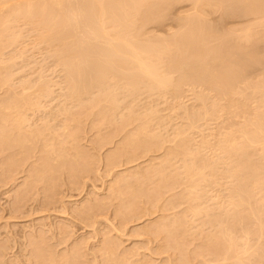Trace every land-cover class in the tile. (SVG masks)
<instances>
[{
  "label": "rangeland",
  "instance_id": "obj_1",
  "mask_svg": "<svg viewBox=\"0 0 264 264\" xmlns=\"http://www.w3.org/2000/svg\"><path fill=\"white\" fill-rule=\"evenodd\" d=\"M188 1L148 0L121 32L167 85L106 36L69 73L39 16L0 5V264H264V8ZM78 18L64 43L84 53Z\"/></svg>",
  "mask_w": 264,
  "mask_h": 264
},
{
  "label": "bare ground",
  "instance_id": "obj_2",
  "mask_svg": "<svg viewBox=\"0 0 264 264\" xmlns=\"http://www.w3.org/2000/svg\"><path fill=\"white\" fill-rule=\"evenodd\" d=\"M75 1V0H74ZM148 1V0H147ZM147 1H145V0H80V1H78V0H76V2H73L72 0H69V9L70 10H67V6H66V1L65 0H41V1H39V0H0V5H6L7 7L9 6L8 4H10V6L11 5H13L14 6V4L15 5H17L18 7H17V13L16 14H18V12L19 11H24L25 13H26V15H28V16H30V17H40L41 19H39L40 20V22L39 23H42L43 24V26L45 27V30L44 31H46V33H47V36L48 37H46V38H48V39H50V40H52V41H58V42H62V47H61V50H60V55L62 54V56L64 55V57H63V59H64V63H65V67H68V72L69 73H71V71L76 75H80L81 73H83V71L85 72V70H86V68H88V67H83L81 64H80V62H81V60H82V56L83 55H93L92 57L94 58V55H95V51L96 50H98L100 47H98L97 45H95V43H92V42H96L95 40L96 39H98L99 40V38H100V40L102 41V39L106 36V39H105V42H107L106 44L109 46H107V45H105L104 44V42H101L104 46H107V47H105L106 49V51L108 52H104L102 49V51L106 54H109L110 52L112 53V54H114V53H116V54H114V56L115 55H117L118 54V56L117 57H120V55L122 54V57L124 56L125 58H127L126 60H128V62H131V63H133L134 61V63L133 64H138V67L142 70H140V72H145L147 75H145V73H140V74H144L145 75V77L146 76H148V77H157V80H158V78H159V75H158V73L156 72L155 73V71H156V67H155V65H152V63H151V65H149L145 60H147V59H143V55L144 56H146V54L148 53V52H151V50L150 51H148V49L147 50H144V48H143V50L140 48V50L137 48H135L134 46V44H133V40H131V43H129V41H130V39H129V41H127L126 40V36L124 37V35L122 36V33L121 32H126V30L127 29H132V27L131 28H129L130 26H133V25H130V22L132 21V17H135L134 15H135V13H137V14H140L141 12L143 13L144 11H143V8L145 7V10H146V6L148 5H145L144 4V2L145 3H147ZM150 1V0H149ZM164 1V0H163ZM183 1V0H182ZM185 1V0H184ZM188 1V0H187ZM232 1V0H231ZM242 1H244V0H241V2ZM248 2H249V0H247ZM28 2V3H27ZM29 2H31V3H29ZM37 2H41V4H36ZM67 2H68V0H67ZM157 2V1H156ZM160 2V1H159ZM178 2V1H177ZM190 1H188V3H189ZM198 2V1H197ZM200 3H202V1H199ZM215 2H216V0H215ZM224 2V1H223ZM225 2H227V0L225 1ZM238 2V1H237ZM247 2V3H248ZM11 3H14V4H11ZM26 3V4H25ZM169 4H170V1L168 2ZM194 3V2H193ZM206 3H208L207 1H206ZM235 3V2H234ZM233 3V4H234ZM240 3V2H239ZM239 3H237V4H239ZM27 4H28V6H27ZM151 4V3H150ZM159 4V3H158ZM157 4V5H158ZM173 4H175V2L173 3ZM198 4V3H197ZM215 4V3H214ZM219 4H220V2H219ZM222 4V3H221ZM232 4V3H231ZM230 4V5H231ZM232 4V5H233ZM4 5H3V8H4ZM25 5H26V7H25ZM145 5V6H144ZM165 6H166V4H164ZM176 5H178L177 3H176ZM227 5V4H226ZM244 5H245V3H244ZM149 6V5H148ZM189 6V5H188ZM202 6H204L203 4H202ZM207 6V5H206ZM212 6V8H213V6L214 5H211ZM242 6V5H241ZM150 7V6H149ZM153 7V6H152ZM156 7V6H155ZM169 7H170V5H169ZM215 7H216V4H215ZM214 7V8H215ZM221 7V6H220ZM235 7H238V6H235ZM243 7V6H242ZM8 8H10V7H8ZM14 8V7H13ZM154 8V7H153ZM157 8V7H156ZM164 8V7H163ZM200 8V7H199ZM211 8V7H210ZM218 8V7H217ZM223 8V7H222ZM228 8V7H227ZM230 8V7H229ZM244 8V7H243ZM263 8H264V6H263V2H261V1H259V0H251V2L248 4V9H247V13L248 14H251V15H254L255 16V18L256 17H259L260 18V16H262L263 17V15H264V13H262V11H261V9L263 10ZM1 10H2V8H1ZM0 10V11H1ZM4 10H6V8H4ZM3 10V11H4ZM10 10H11V8H10ZM14 10H16V6H15V8H14ZM158 10H161V8H159L158 7ZM193 10H194V8H193ZM195 10H196V8H195ZM200 10H201V8H200ZM203 10H204V8H203ZM232 10H233V8H232ZM232 10H230V11H232ZM246 10V7L244 8V11ZM7 11V10H6ZM12 11V10H11ZM150 11V10H149ZM149 11H146V12H149ZM163 11V10H162ZM168 11V10H167ZM205 11V10H204ZM217 10H215V12H216ZM220 11V10H219ZM227 11H229V10H227ZM226 11V12H227ZM2 12V11H1ZM67 12H69L70 14H71V16H72V19H74V22H75V19H77L78 17H83V18H78V20H79V23H82V22H80V19H82V21H83V24L85 23L84 22V20L83 19H85V17H86V20H87V18H90V29L91 30H89V28L87 27V30L86 31H89V33H87L86 35H83V37H80V38H83L84 40H86L87 39V41H90V43H91V47H89L88 46V48H89V50L87 51V52H84L83 53V50H81V48L79 47V49H78V46H80L79 45V43L77 42V46L76 47H74V46H71V44L70 45H68V44H65L64 42H66L65 41V39H67L68 37H70L71 36V34H73V32H70L71 31V29H67L66 27H69V25H70V22L72 21V19L71 18H68V16L67 15H70V14H68ZM156 12V11H155ZM194 12V11H193ZM211 12V11H210ZM213 12V11H212ZM214 12V13H215ZM218 12V11H217ZM234 12V11H233ZM243 12V11H242ZM246 12V11H245ZM4 13H6V12H4ZM20 14H21V12H19ZM23 13V12H22ZM151 13H152V11H151ZM157 13V12H156ZM161 13V11L158 13V14H160ZM164 13V12H163ZM213 13V14H214ZM235 13V12H234ZM261 13L263 14V15H261ZM1 14H3V13H1ZM8 14H9V11H8ZM11 14V13H10ZM108 15V17H106L108 20H104V15ZM144 14V13H143ZM147 13H145L144 15H146ZM154 14V13H153ZM152 14V15H153ZM192 14V13H191ZM195 14H196V12H195ZM201 14H202V11H201ZM211 14V13H210ZM229 14V13H228ZM247 14V15H248ZM7 15V14H6ZM5 15V16H6ZM12 15V14H11ZM25 15V14H24ZM98 15H100V17H97ZM151 15V14H150ZM151 15V16H152ZM194 15V14H193ZM207 15V14H206ZM215 15V14H214ZM231 16L233 15V14H230ZM235 15H236V13H235ZM2 16V15H1ZM4 16V17H5ZM147 16H148V14H147ZM190 16V15H189ZM188 16V17H189ZM192 16V15H191ZM197 16V15H196ZM222 16H224L223 14L220 16V17H222ZM239 16V15H238ZM7 17V16H6ZM16 17V16H15ZM144 17V16H143ZM180 17V16H179ZM211 17V16H210ZM225 17H227V16H225ZM228 17H230V16H228ZM237 17V16H236ZM3 18V17H2ZM95 18L97 19V18H99V21H98V19H97V21H95ZM149 17H147V19H148ZM152 20H153V18L152 17H150ZM182 18H183V16H182ZM194 18H196V17H194ZM206 18V17H205ZM223 18V17H222ZM251 18V17H250ZM1 19V18H0ZM6 19H8V18H6ZM13 19V18H12ZM31 19V18H30ZM29 19V20H30ZM135 19V18H134ZM143 19H145V18H143ZM177 19H179V18H177ZM184 19H185V17H184ZM189 19V18H188ZM191 19V18H190ZM193 19V18H192ZM236 19V18H235ZM9 20V19H8ZM32 20V19H31ZM146 20V19H145ZM157 20V19H156ZM183 20V19H182ZM187 20V19H186ZM198 19L196 18V20L195 21H197ZM224 20V19H223ZM226 20V19H225ZM255 20H257V19H255ZM2 21H4V20H2ZM141 21H143V20H141ZM147 21V20H146ZM158 21V20H157ZM161 21V20H160ZM191 21V20H190ZM192 21H194V20H192ZM199 21V20H198ZM204 21V20H203ZM202 21V22H203ZM4 22H6V21H4ZM34 22V21H33ZM38 22V21H37ZM73 22V23H74ZM89 22V21H88ZM109 22V26H110V22H112V24L113 23H115V24H117V26L116 27H114V25L115 24H113V26L112 27H114L115 29H113V28H111V30L113 31H115V30H117L118 31V34H119V38H118V36H114L116 39L118 38V40H116L115 41V38L113 39V40H111L110 38H113V37H109L108 36V31H110V30H108V26L106 25V27H104L103 25L105 24V23H108ZM136 22H138V21H136ZM181 22V21H180ZM185 22V21H184ZM77 22H75V24H76ZM133 23V22H132ZM131 23V24H132ZM146 23V22H145ZM150 23V22H149ZM152 23V22H151ZM149 24V25H152V24ZM153 23H155V21H153ZM171 23V22H170ZM191 23V22H190ZM207 23V22H206ZM224 23V22H223ZM226 23V22H225ZM8 24V23H7ZM6 24V25H7ZM75 24H73V25H75ZM83 24H82V26H83ZM89 24V23H88ZM88 24H87V26H88ZM111 24V25H112ZM135 24V23H134ZM140 23H138V25H139ZM147 24H148V22H147ZM162 24V23H161ZM199 24V23H198ZM204 24V23H203ZM256 24H258V23H256ZM2 25H3V23H2ZM32 25V24H31ZM34 25V24H33ZM41 25V24H40ZM86 25V24H85ZM148 25V26H149ZM158 25H160L159 23H158ZM163 25H164V23H163ZM188 25H189V23H188ZM76 26H79L78 24H76ZM80 26H81V24H80ZM78 27V28H84L85 26H83V27ZM141 26V25H140ZM152 26H154V24L152 25ZM192 26V25H191ZM197 26V25H196ZM210 26V25H209ZM2 27V26H1ZM10 27V26H9ZM134 27V26H133ZM136 27V26H135ZM160 27V26H159ZM227 27V26H226ZM256 27V26H255ZM43 28V27H42ZM41 28V29H42ZM73 28V27H72ZM75 28V27H74ZM106 28H107V31H106ZM138 28V27H137ZM136 28V29H137ZM154 28V27H153ZM3 29V28H2ZM84 29H86V28H84ZM84 29H81V30H84ZM109 29H110V27H109ZM185 29V28H184ZM9 30V29H8ZM43 30V29H42ZM73 30V29H72ZM75 30V29H74ZM79 30V29H78ZM77 30V28H76V31H78ZM120 30V31H119ZM138 30V29H137ZM180 30V29H179ZM194 30V29H193ZM197 30V29H196ZM204 30H206V29H204ZM233 30V29H232ZM239 30V29H238ZM39 31V30H38ZM75 31V33H77ZM112 31H111V33H112ZM113 31V32H114ZM128 31V30H127ZM182 31V30H181ZM200 31L201 30H199V31H197L198 33H200ZM240 31V30H239ZM116 32V31H115ZM192 32V31H191ZM194 32V31H193ZM5 33H7V31L5 32ZM4 33V34H5ZM13 33V32H12ZM41 33V32H40ZM45 33V32H44ZM45 33V34H46ZM86 33V32H85ZM128 34L129 33H131V32H127ZM133 33V32H132ZM131 33V34H132ZM139 33V32H138ZM142 33H144V32H142ZM178 33V32H177ZM181 33V32H180ZM190 33V32H189ZM188 33V34H189ZM213 33V32H212ZM241 33V32H240ZM81 34V33H80ZM107 34V35H106ZM124 34H126V33H124ZM127 34V35H128ZM140 35H141V32L139 33ZM149 34V33H148ZM147 34V35H148ZM175 33H173V35H174ZM207 34V33H206ZM209 34V33H208ZM217 34V33H216ZM9 35H10V33H9ZM12 35V34H11ZM78 35V34H77ZM82 35V34H81ZM80 35V36H81ZM113 35H115V33L113 34ZM117 35V34H116ZM121 35V36H120ZM151 35V34H150ZM154 36H155V33L153 34ZM170 35V34H169ZM181 35V34H180ZM183 35V34H182ZM186 35V34H185ZM190 35V34H189ZM192 35H193V33H192ZM191 35V36H192ZM195 35H196V32H195ZM202 35H204V34H202ZM211 35V34H210ZM1 36V35H0ZM4 36V35H3ZM43 36V35H42ZM129 36V35H128ZM133 36V35H132ZM139 36V35H138ZM142 36V35H141ZM213 36V35H212ZM218 36V35H217ZM45 37V36H44ZM107 37H108V39H107ZM131 37V36H130ZM148 37V36H147ZM152 38H153V36H151ZM185 37V36H184ZM226 37V36H225ZM230 37H232V36H230ZM229 37V38H230ZM241 37V36H240ZM4 38H5V36H4ZM15 38V37H14ZM74 38V37H73ZM137 38V37H136ZM155 38V37H154ZM154 38H153V40H154ZM158 38V37H157ZM198 38V37H197ZM205 38H206V36H205ZM214 38V37H213ZM223 38H224V36H223ZM7 39V38H6ZM70 39V38H69ZM74 39H76V38H74ZM132 39V38H131ZM140 39H141V37H140ZM184 39V38H183ZM187 39V38H186ZM189 39V38H188ZM244 39V38H243ZM250 39V38H249ZM3 40V39H2ZM9 40H10V38H9ZM99 40V41H100ZM108 40V41H107ZM143 40V39H142ZM144 40H146V39H144ZM143 40V41H144ZM149 40V39H148ZM150 40H151V38H150ZM176 40H177V38H176ZM196 40V39H195ZM200 40V39H199ZM201 40L202 41H204L202 38H201ZM200 40V41H201ZM209 40H210V38H209ZM5 41V40H4ZM70 41V40H69ZM82 41V40H81ZM103 41H104V39H103ZM115 41V42H114ZM135 41V40H134ZM179 41V40H178ZM184 41V40H183ZM249 41V40H248ZM86 42V41H85ZM98 42V41H97ZM139 42V41H138ZM150 42V41H149ZM186 42V41H185ZM189 42V41H188ZM188 42H187V44H188ZM67 43H69V42H67ZM74 43V42H73ZM82 43V42H81ZM89 43V42H88ZM175 43V42H174ZM179 43V42H178ZM177 43V44H178ZM192 43V42H191ZM194 43V42H193ZM83 44V43H82ZM82 44H81V46H82ZM97 44V43H96ZM102 44L100 45V46H102ZM137 44V43H136ZM141 45H144V43L142 44V43H140ZM139 44V45H140ZM150 44V43H149ZM161 43H159V45H160ZM166 45H168V43H165ZM164 44V45H165ZM87 45V44H86ZM134 45V46H133ZM150 45H153V43L152 44H150ZM163 45V46H164ZM173 45H176V44H173ZM191 45V44H190ZM204 45V44H203ZM209 45V44H208ZM145 46V45H144ZM157 46H158V44H157ZM157 46H156V49H157ZM169 46V45H168ZM182 46V45H181ZM184 46V45H183ZM210 46V45H209ZM226 46V45H225ZM139 47V46H138ZM141 47V46H140ZM167 47V46H166ZM173 47V46H172ZM206 47V46H205ZM208 47V46H207ZM83 48H85V43H84V47ZM88 48H85V49H88ZM98 48V49H97ZM102 48V47H101ZM149 48V47H148ZM150 48H153V46L152 47H150ZM162 48V47H161ZM161 48L159 49V50H161ZM169 48V47H168ZM174 48V47H173ZM180 48V47H179ZM190 48H191V46H190ZM200 48H202V47H200ZM204 48V47H203ZM84 49V50H85ZM146 49V48H145ZM163 49H165V48H163ZM175 49V48H174ZM177 49V48H176ZM208 49H210V48H208ZM230 49V48H229ZM137 50V51H136ZM153 50V52H154V48L152 49ZM158 50V49H157ZM158 50V51H159ZM169 50V49H168ZM205 50H207V49H205ZM211 50H213V49H211ZM102 51L101 52H99V53H102ZM147 51V53H145ZM161 51H163V50H161ZM160 51V52H161ZM165 51V50H164ZM202 51V50H201ZM144 52V53H143ZM152 52V53H153ZM182 52V51H181ZM180 52V53H181ZM215 52V51H214ZM229 52V51H228ZM96 53H98V52H96ZM186 53V52H185ZM187 53H189V52H187ZM186 53V54H187ZM194 53V52H193ZM207 53V52H206ZM212 53V52H211ZM219 53V52H218ZM120 54V55H119ZM149 54H151V53H148L147 55H149ZM158 54V53H157ZM209 54V53H208ZM99 55V54H98ZM128 55H130L129 57H127ZM131 55H132V57H131ZM162 55H164V54H162ZM173 55H175V54H173ZM177 55V54H176ZM190 55V54H189ZM205 55V54H204ZM245 55V54H244ZM153 56V55H152ZM221 56V55H220ZM226 56V55H225ZM99 57H101V56H99ZM113 57V56H112ZM131 57V58H130ZM149 57V56H148ZM158 57H159V54H158ZM190 57V56H189ZM188 57V58H189ZM87 58H88V56H87ZM102 58V57H101ZM124 58V59H125ZM130 58V59H129ZM135 60H134V59ZM161 58V57H160ZM231 58V57H230ZM250 58V57H249ZM132 59H133V61H132ZM156 59H157V57H156ZM193 59H195V58H193ZM215 59V58H214ZM85 60V59H84ZM116 60V59H115ZM121 60H122V58H121ZM130 60V61H129ZM158 60V59H157ZM90 61H92L93 62V60H90ZM105 61V60H104ZM124 61V60H123ZM155 61V60H154ZM176 61V60H175ZM181 61H182V59H181ZM180 61V62H181ZM186 61V60H185ZM200 61V60H199ZM258 61V60H257ZM84 62V61H83ZM89 62V61H88ZM87 62V63H88ZM99 62V61H98ZM108 62V61H107ZM118 61H116V63H117ZM120 62V61H119ZM122 62V61H121ZM171 62H173V61H171ZM217 62V61H216ZM219 62V61H218ZM223 62V61H222ZM86 63V62H85ZM91 63V62H90ZM97 63V62H96ZM95 63V64H96ZM102 63V62H101ZM115 63V64H116ZM126 63H127V61H126ZM191 63V62H190ZM202 63V62H201ZM206 63V62H205ZM245 63V62H244ZM95 64L94 65H92L91 64V66H94L93 68L95 69L96 68V66H99L100 65V63H99V65H97L96 64V66H95ZM103 64V63H102ZM106 65H107V63H105ZM112 64H113V62H112ZM121 64V63H120ZM119 63H118V66L120 65ZM122 64H125V62L124 63H122ZM148 64V65H147ZM154 64H156V61H155V63ZM176 64V63H175ZM215 64V63H214ZM225 64V63H224ZM117 65V64H116ZM125 65H127V64H125ZM132 65V64H131ZM207 65V64H206ZM223 65V64H222ZM87 66V65H86ZM90 66V65H89ZM108 66H109V64H108ZM130 66V65H129ZM133 66V68H134V66H135V69L137 68L138 69V67H136L137 65H132ZM150 66H154L153 68H155V69H152V67H150ZM199 66V65H198ZM214 66V65H213ZM105 67V66H104ZM111 67H113L112 65H111ZM120 67H121V65H120ZM119 67V68H120ZM90 68V67H89ZM93 68H91V69H93ZM97 68H99V67H97ZM122 68H123V66H122ZM192 68V67H191ZM190 68V69H191ZM93 69V70H94ZM108 69V68H107ZM113 69H115V68H113ZM121 69V68H120ZM127 69V68H126ZM134 69V70H135ZM188 69V68H187ZM199 69V68H198ZM207 69H208V67H207ZM67 70V69H66ZM117 70V69H116ZM121 70H123V69H121ZM125 70V69H124ZM133 70V69H132ZM139 70V69H138ZM157 70H159V69H157ZM193 70H194V68H193ZM102 71V70H101ZM111 71V70H110ZM128 71V70H127ZM131 71V70H130ZM130 71H129V73H130ZM176 71V70H175ZM192 71V70H191ZM206 71V70H205ZM86 72H88V70H86ZM95 72V71H94ZM93 72V73H94ZM106 72V71H105ZM108 72V71H107ZM120 72V71H119ZM193 72V71H192ZM204 72V71H203ZM207 72V71H206ZM72 73V74H73ZM90 73V72H89ZM92 73V72H91ZM138 73V72H137ZM180 73V72H179ZM198 73H199V71H198ZM205 73V72H204ZM208 73V72H207ZM214 73V72H213ZM226 73V72H225ZM228 73H229V70H228ZM250 73V72H249ZM85 74V73H84ZM102 74H105V73H102ZM125 74V73H124ZM126 74H128V73H126ZM210 74V73H209ZM112 75V74H111ZM135 75H136V73H135ZM143 75V76H144ZM157 75V76H156ZM165 75V74H164ZM214 75V74H213ZM81 77L83 76V75H80ZM85 76V75H84ZM87 76V75H86ZM101 76V75H100ZM105 76V75H104ZM131 76V75H130ZM140 76V75H139ZM166 76V75H165ZM206 76V75H205ZM210 76V75H209ZM231 76V75H230ZM79 77V76H78ZM117 77H119L118 75H117ZM127 77H128V75H127ZM132 77V76H131ZM192 77H194V76H192ZM198 77V76H197ZM203 77V76H202ZM229 77V76H228ZM74 78V77H73ZM76 78V77H75ZM74 78V79H75ZM101 78V77H100ZM114 78H115V75H114ZM130 78V77H129ZM140 78V77H139ZM170 78V77H169ZM169 78H166V80L165 81H167L168 82V79ZM210 78V77H209ZM83 79V78H82ZM86 79V78H85ZM89 78L87 77V80H88ZM92 79H94V78H92ZM118 79V78H117ZM133 79H134V77H133ZM188 79V78H187ZM237 79V78H236ZM76 80V79H75ZM98 80V79H97ZM104 80V79H103ZM127 80V79H126ZM130 80V79H129ZM128 80V81H129ZM160 80H161V78H160ZM160 80H158V85L160 84V85H163V84H161V83H163L164 82V84L165 85H167L166 83L167 82H165L164 81V79L162 78V80H163V82H160ZM195 80V79H194ZM209 80V79H208ZM217 80V79H216ZM79 81H81V83H82V80L80 79ZM89 81V80H88ZM91 81V80H90ZM118 81H120V80H118ZM133 81V80H132ZM140 81H141V78H140ZM172 81V80H171ZM182 81V80H181ZM193 81V80H192ZM215 81V80H214ZM231 81V80H230ZM236 81V80H235ZM76 82V84H77V82H78V80L77 81H75ZM94 82V81H93ZM137 82V81H136ZM156 83V80L154 81L153 80V83ZM198 82H200V81H198ZM217 82V81H216ZM232 82V81H231ZM74 83V82H73ZM80 83V84H81ZM83 83H84V81H83ZM88 83V82H87ZM142 83H144V82H142ZM169 83V82H168ZM183 83H185V82H183ZM205 83V82H204ZM239 83V82H238ZM92 84V83H91ZM172 84V83H171ZM253 84V83H252ZM89 85V84H88ZM157 84H156V86H158ZM205 85H207V84H205ZM82 86H83V84H82ZM220 86V85H219ZM260 86H262V85H260ZM89 87V86H88ZM87 87V88H88ZM128 87V86H127ZM218 87V86H217ZM253 87V86H252ZM75 88V87H74ZM76 88L78 89V86H76ZM75 88V89H76ZM82 88V87H81ZM86 88V89H87ZM166 88V87H165ZM77 89L75 90V91H77ZM80 89V88H79ZM85 89V88H84ZM220 89V88H219ZM257 89H258V87H257ZM259 90H260V87H259ZM233 91V90H232ZM253 91H254V89H253ZM79 92V91H78ZM257 92V91H256ZM226 94H227V92H226ZM109 98V97H108ZM110 99V98H109ZM114 99V98H113ZM115 100V99H114ZM116 104V103H115ZM261 115V114H260ZM263 115V114H262ZM264 118V117H263ZM262 121H264V120H262ZM261 123V122H260ZM255 126V125H254ZM261 126V125H260ZM264 126V125H263ZM256 128V127H255ZM263 128V127H262ZM262 128H261V131H262ZM258 129H260V128H258ZM254 130V129H253ZM259 131V130H258ZM246 132V131H245ZM255 132V131H254ZM248 133H249V131H248ZM259 133H261V132H259ZM248 137V136H247ZM255 137L256 138H258L257 136H256V134H255ZM245 138V137H244ZM250 139V138H249ZM261 139V138H260ZM247 140V139H246ZM234 141V140H233ZM243 141V140H242ZM249 142V141H248ZM232 143V142H231ZM231 143H229L230 145H232ZM245 143V142H244ZM247 143V142H246ZM245 143V144H246ZM250 143V142H249ZM261 143V142H260ZM254 144H256V143H254ZM236 145H237V143H236ZM240 145V144H239ZM261 145H263V144H261ZM238 146V145H237ZM247 146V145H246ZM254 147V146H253ZM256 147V146H255ZM259 147V146H258ZM238 148V147H237ZM239 149H241V148H239ZM252 149V148H251ZM250 149V150H251ZM230 150H232V149H230ZM242 150V149H241ZM247 150V149H246ZM263 150V149H262ZM234 151V150H233ZM236 151V150H235ZM234 151V152H235ZM253 151V150H252ZM256 151V150H255ZM231 153V152H230ZM233 153V152H232ZM231 153V154H232ZM250 153V152H249ZM236 154V153H235ZM241 154V153H240ZM238 155V154H237ZM263 155V154H262ZM242 158H243V156H241ZM263 157V156H262ZM249 165V164H248ZM247 165V166H248ZM253 166V165H252ZM255 166H257V165H255ZM259 166V165H258ZM243 167V166H242ZM256 167H254V169H255ZM244 169H245V167H244ZM247 169V168H246ZM249 170H251L250 168H249ZM253 171V170H252ZM251 172V171H250ZM245 173V172H244ZM246 173H248V172H246ZM260 173V172H259ZM255 174V173H254ZM253 174V176H255ZM249 175H250V173H249ZM252 175V174H251ZM242 176V175H241ZM244 176V175H243ZM256 176H259V174L258 175H256ZM261 177V176H260ZM239 178V177H238ZM234 179H235V177H234ZM246 179H248V178H246ZM252 177H251V181H252ZM258 179V178H257ZM244 180V182H245V178L243 179ZM255 180V179H254ZM257 181V180H256ZM249 183V182H248ZM254 183H255V181H254ZM257 183H259V181L257 182ZM264 183V182H263ZM240 184V183H239ZM250 184V183H249ZM262 184V183H261ZM242 185H244L243 183H242ZM248 186V185H247ZM245 187V186H244ZM252 187V186H251ZM236 189V188H235ZM238 190H240L241 191V189H238ZM243 190V189H242ZM249 190V189H248ZM235 191V190H234ZM245 191V190H244ZM247 191V190H246ZM248 192V195H249V191H247ZM239 193H241V192H239ZM245 193V192H244ZM243 194V193H242ZM238 195V194H237ZM247 195V196H248ZM243 196V195H242ZM251 196V195H250ZM253 196V195H252ZM240 197V196H239ZM246 197V196H245ZM238 198V197H237ZM253 198V197H252ZM247 199V198H246ZM244 200H242V202H243ZM241 202V201H240ZM250 202H251V200H250ZM247 204V203H246ZM243 206V205H242ZM238 207V206H237ZM239 210V209H238ZM241 211V210H240ZM237 212V211H236ZM242 212V211H241ZM236 214V213H235ZM239 213H237V215H238ZM243 215V214H242ZM239 217V216H238ZM244 217V216H243ZM236 219H237V217H236ZM242 219V218H241ZM235 241V240H234ZM230 242H232L231 240H230ZM238 242V241H237ZM236 243V242H235ZM224 244V243H223ZM226 244V243H225ZM237 244V243H236ZM235 244V245H236ZM230 245H231V243H230ZM233 245V244H232ZM222 247V246H221ZM229 247V246H228ZM236 247V246H235ZM223 248V247H222ZM230 248V247H229ZM232 249H233V247H232ZM239 249V248H238ZM238 249H237V252H238ZM225 250H229V251H231L230 249H225ZM240 250V249H239ZM233 251V250H232ZM241 251V250H240ZM229 253V252H228ZM239 253V252H238ZM237 254V253H236ZM226 255V254H225Z\"/></svg>",
  "mask_w": 264,
  "mask_h": 264
}]
</instances>
